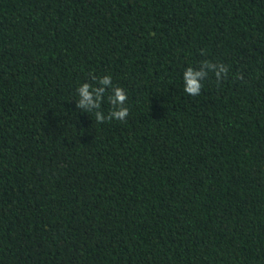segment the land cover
<instances>
[{
	"label": "trees",
	"instance_id": "trees-1",
	"mask_svg": "<svg viewBox=\"0 0 264 264\" xmlns=\"http://www.w3.org/2000/svg\"><path fill=\"white\" fill-rule=\"evenodd\" d=\"M0 264H264V0H0Z\"/></svg>",
	"mask_w": 264,
	"mask_h": 264
},
{
	"label": "clouds",
	"instance_id": "clouds-1",
	"mask_svg": "<svg viewBox=\"0 0 264 264\" xmlns=\"http://www.w3.org/2000/svg\"><path fill=\"white\" fill-rule=\"evenodd\" d=\"M208 63V62H204ZM221 70L225 71L226 67L224 65H221ZM201 76L200 72H193L191 67H188L184 73V81H185V88L184 90L191 94V95H198L201 91L202 84L199 81V77ZM217 77H219V73H217ZM103 84H110L111 83V77L106 76L102 80ZM90 84L84 83L82 86L79 87L78 91L82 99H80L76 105L78 108H85L86 105H92L96 108L100 107L99 101L101 99L100 92L103 91V89L97 90L96 96L97 99L94 102L92 99V94L89 92ZM115 95L109 96V102L113 105H115V110L111 111L109 113L108 118H116L118 120H124L128 115V108L125 107V102L127 100V94L121 87H115ZM96 119L98 121H103L105 119L104 115L102 113L97 112L96 113Z\"/></svg>",
	"mask_w": 264,
	"mask_h": 264
}]
</instances>
